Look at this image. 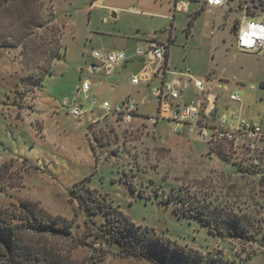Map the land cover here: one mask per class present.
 I'll use <instances>...</instances> for the list:
<instances>
[{"label":"rangeland","instance_id":"1","mask_svg":"<svg viewBox=\"0 0 264 264\" xmlns=\"http://www.w3.org/2000/svg\"><path fill=\"white\" fill-rule=\"evenodd\" d=\"M203 2L189 0L186 12L174 11V0L2 1L0 211L18 219L21 202L29 201L72 224L68 235L25 233L33 247L66 264H158L124 253L128 242L148 240L177 264L264 260V168L261 175L248 172L237 161L240 151L226 143L209 151L198 135L174 133L166 120L142 124L158 99L147 85L130 84L131 64L108 76L86 69L92 50L158 42L170 70L187 74L183 102L200 94L198 79L223 104L237 90L241 101L230 107L261 121L264 51H238V17ZM83 78L92 83L89 96L112 105L130 97L140 116L124 124L101 109L73 115L74 102L86 106L78 92ZM109 205L133 224L121 228L124 234L108 219L117 218L105 212ZM234 223L245 234H228Z\"/></svg>","mask_w":264,"mask_h":264},{"label":"built area","instance_id":"2","mask_svg":"<svg viewBox=\"0 0 264 264\" xmlns=\"http://www.w3.org/2000/svg\"><path fill=\"white\" fill-rule=\"evenodd\" d=\"M189 0L178 1L176 10H183ZM208 8H226L238 18L235 20V48L241 52L258 53L264 51V0H205ZM167 50L158 42H150L147 47H136L132 50L114 49L110 51L92 50L91 62L86 69L91 74L112 75L124 63L138 60L140 67L130 72V84L133 86L147 85L149 95L158 99L155 114H145L142 124L156 125L160 120L172 124V132L179 134L181 128L186 129L189 135L196 134L212 151L221 148L220 144H228L230 148L240 151L239 161L249 163L255 169L264 168V116L261 121L245 117L237 113L235 106L219 108V95L198 79L193 81L194 87L200 92L195 101H182L184 88L181 76L168 78ZM258 57V55H257ZM158 82L151 87V82ZM89 78L81 79L78 92L82 94L83 104L74 102L70 106L71 113L79 116L85 112L101 109L113 115L124 124H130L139 117V104L127 97L118 104L112 105L109 101H100L89 96L91 90ZM147 96L143 98L146 99ZM228 101L240 103L241 98L237 90L228 93ZM106 114V113H105ZM264 264V260L260 263Z\"/></svg>","mask_w":264,"mask_h":264},{"label":"trees","instance_id":"3","mask_svg":"<svg viewBox=\"0 0 264 264\" xmlns=\"http://www.w3.org/2000/svg\"><path fill=\"white\" fill-rule=\"evenodd\" d=\"M2 1L6 2L8 0H0V6L2 5ZM198 13L199 12L194 13L193 16H196ZM207 150L212 151L213 147L207 145ZM217 150L220 151V148ZM237 161L241 163V165H244L245 168H248L250 170L248 172H253L261 175V170L263 169H255L251 165H249L248 162L243 163L242 161ZM80 198L81 199H79V202L83 206L85 212H90V206L86 199L83 200L82 197ZM21 208L25 211V214L18 219L9 217L2 213V211H0V260H2L3 264H66L60 261L58 258L54 257L49 250L41 248L37 249V247H33L26 240L25 233L29 232L32 234L49 233L57 235H68L72 227L71 222L62 217L51 216L44 210H42V208H38L35 203H31L29 201L21 202ZM108 208L105 212L110 213L111 211H115L114 213H116L117 218L112 216H109V218H107H112L114 222L113 226L120 229V234H124L121 228H125L127 230L128 228H130V225L132 226L133 224H129L128 220L117 210L111 209V205H109ZM194 212H199L203 215H206L202 209H196ZM205 218L206 217L203 216V220ZM204 221L207 222L206 219ZM239 228L240 227L238 226V224H232L231 230L228 232V234L237 236H240V234H245L241 233L239 231ZM150 241L151 240H148L145 243H141V245L139 246H135V243L132 244V241H130V243L128 242L129 246H125L127 249H123L125 255L134 254L140 257L147 256L157 261L158 264H177L174 261V257L158 251L163 247L159 248V246L154 242L148 244ZM142 246L146 247L143 249ZM180 264L192 263L182 262ZM203 264L234 263L229 261L228 259L219 258L215 259L214 261L206 260Z\"/></svg>","mask_w":264,"mask_h":264},{"label":"crops","instance_id":"4","mask_svg":"<svg viewBox=\"0 0 264 264\" xmlns=\"http://www.w3.org/2000/svg\"><path fill=\"white\" fill-rule=\"evenodd\" d=\"M98 1V0H97ZM178 1H181V0H174V11H189V7H190V3L188 4V6L186 7V9H183V10H176L175 9V5H176V3L178 2ZM205 1V0H204ZM200 4H202L203 6H206L205 4H204V2L203 3H200ZM207 7V6H206ZM215 8H220V7H215ZM214 8V9H215ZM209 9H212V8H209ZM123 50H132V49H123ZM166 61H167V70L170 72L168 75H167V77L168 78H173V77H178L179 75H178V72L177 71H173V70H170V68H169V64H168V57L166 58ZM126 64H131L132 65V68L130 69V72L132 71V70H136V69H138L139 67H140V62L138 61V60H135V61H131V62H127V63H124L121 67H118L117 68V71L118 70H121L123 67H125L126 66ZM116 72V71H115ZM129 72V73H130ZM181 81H182V85H183V88H184V93L186 92V90L188 89V87H189V85L187 84V81H185V80H183L182 78H181ZM145 97V96H144ZM143 97V98H144ZM197 97H198V95H197ZM220 97V96H219ZM224 103V101H223V99L220 97L218 100H217V105H218V107L219 108H224V107H226V106H229L230 105V101H228V99H227V101L225 102V104H223ZM224 106V107H223ZM90 119H92L93 121H95V120H97L96 118H90Z\"/></svg>","mask_w":264,"mask_h":264},{"label":"water","instance_id":"5","mask_svg":"<svg viewBox=\"0 0 264 264\" xmlns=\"http://www.w3.org/2000/svg\"><path fill=\"white\" fill-rule=\"evenodd\" d=\"M113 15H115L114 13H112ZM233 29L235 30V27H233Z\"/></svg>","mask_w":264,"mask_h":264}]
</instances>
